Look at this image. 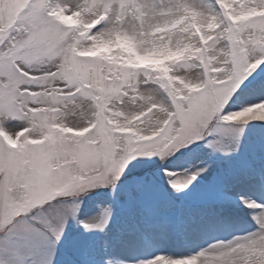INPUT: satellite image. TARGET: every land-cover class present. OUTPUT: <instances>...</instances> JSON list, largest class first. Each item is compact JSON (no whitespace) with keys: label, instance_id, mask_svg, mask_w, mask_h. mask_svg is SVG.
Returning <instances> with one entry per match:
<instances>
[{"label":"snow or ice","instance_id":"1","mask_svg":"<svg viewBox=\"0 0 264 264\" xmlns=\"http://www.w3.org/2000/svg\"><path fill=\"white\" fill-rule=\"evenodd\" d=\"M253 7L264 8V0H246L244 8ZM233 8L243 10L240 0H233ZM58 10L66 15L80 13L85 22L104 18L83 37V28L69 29L57 21L53 13ZM193 14L213 19L218 28L209 33L213 38L207 45L192 37L205 52L171 66L170 75L194 78L201 86L198 92L184 91V98L158 73L113 70L74 51L92 43L87 37L107 39L117 34L138 43L141 34L147 38L152 33L157 39L162 36L180 43L183 37L187 42L191 32L178 31L187 20L172 33L157 29ZM261 66L264 18L234 25L219 0H26L15 16H0V128L13 135L31 128L22 139L47 137L23 152L0 141V241L14 248L24 245L38 222L20 224L22 218L33 216L35 209L56 198L114 187L137 158L174 156L208 140L218 124L264 122V116L252 112L264 100L226 111L247 87L245 81L251 83L249 77L257 69L264 72ZM158 116L162 119L153 123ZM57 127L88 131L82 136L64 135ZM168 175L170 187L183 191L199 172L183 180ZM72 176L83 177L84 182H77L68 194L45 197L37 191L42 182L58 187ZM241 202L255 210L254 233L189 257L154 256L146 264H264V202L243 198ZM83 227L93 230L101 225ZM50 232L59 243L62 231Z\"/></svg>","mask_w":264,"mask_h":264},{"label":"rangeland","instance_id":"2","mask_svg":"<svg viewBox=\"0 0 264 264\" xmlns=\"http://www.w3.org/2000/svg\"><path fill=\"white\" fill-rule=\"evenodd\" d=\"M219 2L236 25L264 18V8L245 9L246 0H240L243 10L233 8V0ZM25 4L26 0H0V16H15ZM53 15L69 29L83 28L80 33L83 37L99 23V19L104 18L101 16L98 20L85 22L80 13L66 15L62 10L54 11ZM181 23H185V27L178 29L180 33L191 32L187 42L183 37H180V43H174L171 38L166 41L162 36L157 39L152 33L147 38L141 34L142 40L138 43L127 35L117 34L107 39L87 37L92 43L74 51L78 57L103 62L113 70H131L135 73L140 71L138 68L141 66H153L143 71L158 73L168 80L179 98H184V91L189 94L198 92L201 86L194 78L170 75L171 66L205 52L204 47H197L192 37H199L201 46L207 45L213 38L209 33L214 32L218 25L211 18H198L193 14L190 19L184 18L157 31L172 33ZM123 40L131 44V51L120 46ZM105 44L108 45L107 51L90 54L99 45ZM136 56L146 57L150 62L138 65L128 63ZM212 59L208 57L209 62ZM249 80L251 83L245 81L247 87L241 86L243 91L226 111H239L264 100V72L257 69ZM158 119L162 117L154 118L153 123ZM0 129L7 142L17 144L16 150L20 152L29 145L38 146L47 139H22L32 131L31 128L15 135L4 128ZM57 130L64 135L70 133L74 136H82L88 131L59 127ZM119 130L133 132L128 128ZM189 147L195 149L189 151ZM189 147L164 160L155 156L133 160L114 187H99L86 194L59 197L38 207L33 216L20 220V224L31 225L33 219L38 222L37 226L32 227L24 245L14 248L0 241V264H52L53 259L54 264H146L154 256L164 255L173 259L189 257L208 251L220 242L254 233L257 229L253 219L255 210L246 208L241 201L243 198L264 202V122L218 124L212 137ZM160 169L172 173L171 178L180 180L199 172L186 188L188 199L184 204L178 205L177 195L171 193L173 190L170 188L166 190V177ZM202 169L204 171H200ZM77 182L83 183L84 178L72 176L67 183L58 187L42 182L37 191L45 197L49 194H68ZM220 185L228 191L233 189L231 201L215 197V189ZM77 218L81 222L80 228L76 224ZM184 222L188 229L186 239L183 238L186 230L179 231L175 227ZM84 224H100L101 227L86 230ZM50 229L62 231L59 243L51 238ZM134 240L141 243V248L133 246ZM83 252L87 256H83Z\"/></svg>","mask_w":264,"mask_h":264},{"label":"clouds","instance_id":"3","mask_svg":"<svg viewBox=\"0 0 264 264\" xmlns=\"http://www.w3.org/2000/svg\"><path fill=\"white\" fill-rule=\"evenodd\" d=\"M120 46L124 47L125 50L127 51H131V44L127 41V40H123L120 42ZM108 50V45H99L97 49L93 50L90 54L91 55H96L98 52H103V51H107ZM149 59L146 57H140V56H136L133 59H129L128 63L130 64H145V63H149ZM252 112L255 115L258 116H264V103L262 104H257L253 107Z\"/></svg>","mask_w":264,"mask_h":264}]
</instances>
